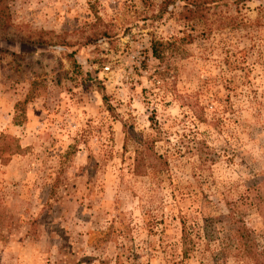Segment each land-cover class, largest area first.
<instances>
[{
    "label": "rangeland",
    "instance_id": "374dc122",
    "mask_svg": "<svg viewBox=\"0 0 264 264\" xmlns=\"http://www.w3.org/2000/svg\"><path fill=\"white\" fill-rule=\"evenodd\" d=\"M163 1L4 2L0 264H256L237 220L264 261V0Z\"/></svg>",
    "mask_w": 264,
    "mask_h": 264
},
{
    "label": "trees",
    "instance_id": "16d2710c",
    "mask_svg": "<svg viewBox=\"0 0 264 264\" xmlns=\"http://www.w3.org/2000/svg\"><path fill=\"white\" fill-rule=\"evenodd\" d=\"M5 1L6 0H0V20L1 18H5V13L2 14ZM171 1L172 0H164L162 2L160 6L161 12L167 11L168 5ZM183 2H184L183 10L180 11L179 14L182 16V18H184V20H190L191 18H193L195 15H198L202 11L201 9L203 8H201V4L204 5V3L207 2V0H183ZM164 44L165 43L162 42L161 40H152V43H151L152 54L157 59H161L162 57V51H163ZM68 57L73 67L78 66L76 59L73 56V52L69 53ZM35 89L36 88L31 87L28 90V93L26 94L25 99L22 102L16 103L15 105L16 115L14 116L15 120L25 117L24 105L29 100L33 99ZM125 134H126L125 140L127 141L129 137V132L125 130ZM130 136L133 137V140L137 143V148L135 150L136 155L134 157V164H133V171L135 173L141 172V171L143 172L146 169L153 168L157 161L163 162V157L155 151L153 139L141 138L137 136L133 130L130 131ZM1 138H5V135H2ZM13 140H16V138H13ZM252 192H254V194L252 193V195L247 197V199L250 200V204L252 205V207H255L260 212L262 217H264V191L261 189L255 188ZM236 222L238 225V228H236V235H237L236 239L239 243L242 254L245 255L246 257H250L254 259L256 264H263L264 261H261L262 252L257 251L254 240L252 238H249L250 236H248L246 227L240 220H237ZM182 242L186 243V231H185V225L183 222H182ZM183 250H184L183 251L184 255L187 254L186 246H184Z\"/></svg>",
    "mask_w": 264,
    "mask_h": 264
}]
</instances>
